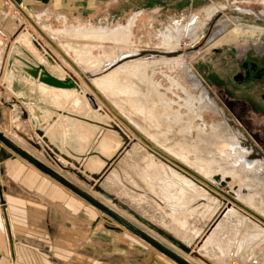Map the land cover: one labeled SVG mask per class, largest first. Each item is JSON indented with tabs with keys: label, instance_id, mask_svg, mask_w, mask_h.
<instances>
[{
	"label": "rangeland",
	"instance_id": "374dc122",
	"mask_svg": "<svg viewBox=\"0 0 264 264\" xmlns=\"http://www.w3.org/2000/svg\"><path fill=\"white\" fill-rule=\"evenodd\" d=\"M195 2L198 4L187 7L185 2L181 3L178 0H157L156 4L161 11L151 15L145 12L147 8H143L130 31L129 41L132 44L124 46L121 41L114 38L109 37L103 41L87 40L85 36L67 34L65 29L71 26H86V28L91 26L95 29L105 26L111 31L118 26H125L126 17L118 23L111 24L106 20L87 21L89 17L86 18V16L70 21L63 19V16L42 20L33 14H25L28 21L14 9L13 16L20 22L18 32L25 30L36 39V42L32 40V44L42 60L41 62L38 59L39 68L44 71L43 81L46 87L54 85L63 94L67 91L80 92V94L76 105H72L70 98L64 96L60 98V106H54L55 115L59 114L56 124L60 125V130L56 127L52 136L44 134L42 141L36 133L31 134L30 129L25 127L21 129L24 134L18 132L16 128L14 134L10 128L2 124L0 132L34 159L107 205L109 209L182 256L189 263L264 264V223L218 194V191L209 188L181 168L157 155L131 131V129L134 130L160 152L194 171L189 163H184L166 149L165 143L171 142L176 149L202 148L200 151L206 160L201 162L207 164L209 158V161H212L221 155H216L213 151V155L209 154L207 145L197 141V128H204L208 133L211 124L224 121L232 131V135L238 140L235 134L237 131L244 138L245 147L251 148L254 156L251 162L264 161V127L261 123L263 121L258 122L260 126L250 127L246 123L243 111L236 110V105L232 106V100H234L232 95L238 92L245 95L246 88L247 90L251 88L249 93L253 92L258 99L264 95L262 79L254 78L250 72L251 63L258 69L264 64V34L241 32L228 36L234 25L264 30V0H195ZM195 2L193 4H196ZM213 5L223 7L214 8L217 12L207 24L201 27L197 19L201 20L202 11ZM196 15L197 17H193ZM191 17L196 18L190 24L192 27L196 28L200 25L199 30L195 29L199 39H196L192 46L187 45L189 41L185 37H181L182 40L179 41V48L182 51L194 47L191 53L186 50L180 52L187 66L168 68L159 62V65L151 63L161 60L162 56H159V53L167 52L160 44L165 28L175 20L186 23L190 19L191 22L193 20ZM167 32L168 29H166ZM130 46L133 47L130 48ZM128 52H146L142 59L145 58L143 61L148 64L138 71L142 70L141 72H145L147 77L152 76V81L158 85L155 90L162 96H157L158 101L153 100L151 96L154 91L153 86H148L145 79L138 78L136 76L138 71H134L135 76L128 73V69L132 67V64L128 63L133 61L125 63L124 71L128 74L124 77L120 76L125 78L121 79V83L126 79H130L129 83L133 82V87L129 91L119 87V89L116 88L119 94H111L104 87L100 88L98 85H96L97 89L92 87L121 117L124 124L107 110L81 76L86 77L85 72L91 76L93 71V73H103L99 77L106 78V74L117 67H114L115 60ZM31 57L30 55L31 65L38 66L35 64V59L31 61ZM102 57L104 59L101 61ZM243 63H247V77L244 75ZM74 68L83 75L80 73V76ZM238 74L242 76L241 83H246L247 87H241L240 83L234 80ZM94 77L96 78L91 76V79ZM190 77H194L214 100V107L220 114L206 110L202 112L201 119H194L191 123H187L184 120L185 117H181L188 114L189 110L183 105L187 99L179 89L175 88L171 82L169 83L168 78L176 80L179 85L187 88L189 93L194 94L193 81ZM95 78L94 80L97 79ZM66 80L67 85L71 87L57 86L58 83H64ZM85 80L89 85L94 86L91 84L94 82H89L87 78ZM258 85L260 90L256 87ZM87 96H90L94 106L90 104ZM164 98L176 103L170 106L169 112L165 111L167 107L164 105ZM45 99L48 105H52L47 94ZM177 104L183 106L179 108ZM46 113L45 125H49L53 119V115L49 114L53 112L46 110ZM111 119L127 138L110 122ZM29 124L32 126L31 122ZM148 127L153 128L158 138L164 139L163 146L149 138L151 129ZM143 129L146 130L143 131ZM27 140L37 145L39 149L30 145ZM0 148L9 153L12 160H17L16 155L12 156L8 149L2 145ZM149 154H152L154 159H149ZM241 155L245 156L238 148L232 150V164L238 171L242 169V172H246L247 169L236 159H239ZM190 158L188 161H193L191 155ZM221 159H225L226 162H220L219 166H228L229 159L222 156ZM194 173L264 220V186L259 185L257 188L253 186V190L251 181H247L249 176L245 175V181H242L251 188L248 190L245 189L246 186L241 185L237 192L235 184L227 186L226 189L220 187V184L214 181L213 174L205 177L196 170ZM48 182L57 194L52 200L45 192L44 200H38L44 203V207L40 206V213L37 216L31 219L30 212L19 216L20 218L17 215L6 216L4 226L7 228V239L9 243L16 246L13 264H20L16 260L23 261L29 254L34 257L38 255V261L41 264H109L111 261L114 264L117 261H123L124 264H175L140 239L137 240L138 237L135 238L67 189L60 185L61 188L55 186L50 179ZM246 194H249L252 199L241 203L239 197L244 198ZM29 197L37 201L31 192ZM68 203L71 204V208L67 207ZM218 207L219 211L216 210ZM214 208L217 213L213 211ZM230 208L232 215L225 218L226 211ZM262 209L263 211H260ZM237 217L246 220L241 222L237 220ZM211 233H216L215 244L206 248L204 243L208 242V236ZM61 236L68 241L64 243L60 239ZM170 239L181 243L188 250L177 248ZM22 245L28 246L31 250ZM203 248L206 249L203 250Z\"/></svg>",
	"mask_w": 264,
	"mask_h": 264
},
{
	"label": "crops",
	"instance_id": "0c3cea01",
	"mask_svg": "<svg viewBox=\"0 0 264 264\" xmlns=\"http://www.w3.org/2000/svg\"><path fill=\"white\" fill-rule=\"evenodd\" d=\"M178 1L181 3L185 2L187 7L198 4L195 0ZM156 2L157 0H0V125L3 124L5 127L10 128L14 134L15 128L20 133H23L21 129L24 127L29 128L31 134L34 131L36 134L42 135V140H44L45 135L43 132L48 127V125H45L46 110L53 112L49 115L54 114L55 117H58L59 114L55 115L56 108L54 106H60V98L64 96L72 99V102L74 101L69 91L63 94L56 86L51 85L46 87V83L43 81L44 71L39 68L38 63L39 60L42 62L41 57L35 51L34 45L26 40L25 37H27L28 32L26 33L25 30L18 32L20 22L13 16L14 9L16 11L20 10L24 17L26 16L25 14H33L35 17H38V19L42 20L52 19L55 16H63V19L72 21L86 16V18L89 17L87 21L106 20L107 23L112 24L118 23L123 17H126L127 24L125 26H118L112 30H123L128 28L129 31H131L136 17L141 14L143 8H147L145 12L150 15L157 13L159 10L161 11V8ZM193 2L196 4H193ZM216 7L213 5L202 11L201 15L203 18L201 20L197 19V21H200L198 24H201V27L203 24H207L211 17L217 12V10H214ZM222 7L223 6L217 8L221 9ZM209 14L211 15L207 17ZM193 17H197V15ZM192 19L191 22L189 19L186 23L175 20L172 21L171 25L168 27H172L176 23L178 26L185 24L190 25L196 18ZM199 28L200 25L196 26L195 29L199 30ZM72 29L80 31L95 30V28L91 26L87 28L86 26H71L67 30ZM97 29L108 30L105 26L97 27L96 30ZM166 29L167 27L163 33H166ZM29 36L32 37L30 34ZM32 38L36 41L34 37ZM30 55L33 57H31V61L36 60L35 64L38 65L36 66V74L34 75L21 68L16 62V60L20 59V61L30 63ZM14 59L15 62H12ZM262 81L264 83V80ZM238 83H240L239 85L241 87H247L246 83ZM256 87L260 90L259 85ZM249 89L247 90L246 88L245 95H241L240 92L232 95V97H234L232 106L236 105V110L239 109L243 111L248 126H260L258 122L262 120L263 122L261 123L264 127V95H261L258 99L253 92H251V94L249 93ZM46 94L50 97L52 105H48L49 103L46 102ZM29 122L33 124V131ZM55 126L60 130L59 124H55ZM12 156H15V154L12 153ZM15 158L17 160H12L10 156L0 161V262L4 264H13V256L14 254L16 255V251L14 250L16 246L9 243L7 239V228L4 226L6 216L14 217L17 215L19 217L25 214L27 215L28 212H30V218L32 219L35 215L37 216L40 213V206L44 207V203L38 200H44L45 192L50 199L54 198L57 194L55 189L51 187V184L48 182L49 179L55 186H59L58 183L36 170L25 160H22L18 156H15ZM29 192L36 197L37 201L30 199ZM83 204L85 203L83 202ZM67 207L71 208V204L68 203ZM216 210L219 211V207L216 208ZM213 211H215V208ZM217 211L215 212L217 213ZM229 216L231 215H225V218ZM237 220L245 222L246 219L237 217ZM215 236L216 233L208 236L206 248L214 243ZM12 237L11 242H13ZM63 237L64 236H61L60 239H62L64 243L68 241V239H63ZM197 237L199 236L197 235ZM22 247L26 249L29 248L24 245H22ZM205 249L203 248V250ZM38 257V255L34 257L29 254L27 257H24L25 259L23 261H16L20 264H41V262L38 261ZM115 263L124 264L123 261H117ZM109 264H114V262L111 261Z\"/></svg>",
	"mask_w": 264,
	"mask_h": 264
},
{
	"label": "bare ground",
	"instance_id": "6f19581e",
	"mask_svg": "<svg viewBox=\"0 0 264 264\" xmlns=\"http://www.w3.org/2000/svg\"><path fill=\"white\" fill-rule=\"evenodd\" d=\"M264 14V12H263ZM133 23V22H132ZM33 26V25H32ZM128 26V25H127ZM73 27V26H72ZM76 28V27H75ZM168 29V32L167 33H164L162 36H161V46L164 48L165 51L167 52H161L163 54H166L161 58V60L157 61V62H151V63H154L156 65H159V63L162 65V66H168L169 67H177V68H185V66H187L184 62L185 59L181 58L182 57V54L180 55V52H183V51H189L190 53L192 52V50H194V47H191L189 49H184L182 51V49L179 48V41L181 39V37H185L186 39H188L189 41V44H187L188 46H192L194 45V43L196 42V39L198 40L199 39V36L195 33L196 30L194 27H192L191 25H179L176 23L174 24L172 27H167ZM82 30V29H81ZM59 31V30H58ZM67 34H73L75 36H80V37H83L85 36V38L88 40V39H96V40H99V41H103L104 39L108 38H114V39H117L119 41L122 42L123 46L125 44H132V42L129 41L130 39V36H131V32L129 31V29H123V30H90V31H80V30H66L65 31ZM241 32H245V33H250V34H256V35H261V34H264V30L262 29H257V28H254V27H247V26H241V25H234V28L229 32L228 36H232V34L236 35L238 33H241ZM27 33V32H26ZM39 34V33H38ZM43 34V33H42ZM44 35V34H43ZM45 36V35H44ZM46 37V36H45ZM26 40L31 44L33 43V41H35L32 37L29 36V34L27 33V37H25ZM47 38V37H46ZM48 39V38H47ZM83 39V38H82ZM33 40V41H32ZM182 40V39H181ZM84 41V40H83ZM115 41V40H114ZM195 41V42H194ZM36 42V41H35ZM118 42V41H117ZM119 43V42H118ZM35 44V43H34ZM133 47V46H130V48ZM35 49V48H34ZM125 50V49H124ZM131 50V49H130ZM133 50V48H132ZM36 51V50H35ZM63 51V50H62ZM127 51V50H126ZM129 51V50H128ZM60 52V51H59ZM81 52V51H80ZM119 52V51H118ZM117 52V53H118ZM61 53V52H60ZM138 52H128V54H124L122 56H120L119 58H117L115 60V66L116 67L114 70H112L111 72L109 71L108 74H106V78L104 76L102 77H99L100 75H102L103 73H96L93 71L91 76H96L99 77V78H95L96 80L93 79H88L90 80L89 82H94V83H91V84H94V86L92 85H89L91 87H95V89H97V86L98 85L100 88L101 87H104L107 91L111 92V94H119L118 91L116 90V88L119 89V87H122L124 88L126 91H129L130 89H132L131 87L132 86V83H129L130 82V79H126L125 82L121 83V79H125V78H121V77H124L126 74L128 73H132V75H136L134 73V71H138L140 69H143L144 66L148 63H145V58L142 59V57L140 56H137ZM166 57V58H165ZM184 57V56H183ZM70 58V57H69ZM79 58V57H78ZM141 58V59H140ZM104 59V58H103ZM102 61V58L100 59ZM129 61H133V62H130L128 64H132V67H130V69H128V73H125V69H126V62H129ZM12 62H15V59L12 61ZM16 62L18 63L19 66H21V68H23L24 70H26L28 73L34 75L36 74V67L32 66L30 63H27L25 61H20V59L16 60ZM159 62V63H158ZM39 63V62H38ZM146 67V66H145ZM160 67V66H159ZM132 68V69H131ZM94 70V69H92ZM97 70V69H95ZM109 70V69H108ZM150 70V69H149ZM183 70V69H182ZM80 71V70H79ZM142 71V70H141ZM141 71H138L137 72V75L138 78H142V80L144 81H147L146 83H148V86H153L152 89H154L153 93L152 92H149V93H152L151 96L153 97V100L155 99V101H158L157 99H159V97L157 96H162V95H159V93L155 90L158 85L155 84L153 81H152V76L150 77H147V75H145L144 73L145 72H141ZM98 72H100L98 70ZM106 72V71H105ZM104 72V73H105ZM81 73V72H80ZM86 73V72H85ZM82 74V73H81ZM83 75V74H82ZM65 76V75H64ZM121 76V77H120ZM193 76V75H192ZM168 77V76H167ZM66 78V77H65ZM86 78V77H85ZM67 79V78H66ZM169 80V83L171 82L173 86H175V88L179 89L181 94H183L185 96V98L187 99L186 102H184V108L185 109H188V114L184 115V116H181V117H185V121L187 123H191L192 121H194V119H201V114L202 112L206 111V110H212V111H215L217 112L218 114H220L219 110L216 109L214 107V100L211 99V97L205 92V90L201 87V84L194 78V77H190V80L193 81V88L195 90V93L194 94H191L187 91V88L185 89V87L179 85V83L176 81V80H173L171 78H168ZM142 83V82H141ZM145 84V82H143ZM61 85H66L68 87H71L69 85H67V80L64 82V83H60ZM143 84V85H144ZM191 84V83H190ZM134 85V84H133ZM139 85V83H138ZM170 89V88H169ZM192 88H190L191 90ZM104 90V89H103ZM135 90V89H134ZM151 90V89H150ZM189 90V89H188ZM140 91V90H139ZM138 91V92H139ZM70 92V91H69ZM194 92V91H193ZM71 93V97L74 98V101L72 102V105H76L78 100V96L80 94V92H75V93H78L77 95L75 93ZM82 93V92H81ZM122 93V92H121ZM147 93V92H146ZM174 93V92H173ZM154 94H155V97H154ZM82 95V94H81ZM177 96V95H176ZM122 97V96H121ZM120 97V100L122 99ZM180 98V97H178ZM87 99L89 100L90 104L92 106H94V104L92 103V99L90 98V96H87ZM116 100H119V99H116ZM163 100V99H162ZM152 101V100H151ZM183 101V100H182ZM154 102V101H153ZM164 105L167 107L165 108V111L169 112L168 109H170V106L172 104H176L173 100H169L168 98H164ZM152 102H150L151 104ZM144 104V103H143ZM149 104V105H150ZM155 104V103H154ZM148 105V106H149ZM153 105V103H152ZM178 105V104H177ZM181 105V106H183ZM139 106V105H138ZM180 105H178L179 108H181ZM142 107V105H141ZM145 107V105H144ZM153 107V106H152ZM155 107V106H154ZM132 108V107H131ZM137 108V107H136ZM150 109V108H149ZM108 110V109H107ZM140 110V109H139ZM147 110V109H146ZM149 111V110H148ZM152 111V110H150ZM97 113V111H95ZM145 112V111H144ZM162 112H164L162 110ZM147 113V112H146ZM174 114V113H173ZM58 115V114H57ZM54 116V114H53ZM59 116V115H58ZM120 117V116H119ZM168 117V116H167ZM166 117V118H167ZM177 117V116H176ZM57 116L54 117L51 121V123L48 125L47 129L43 132L44 134H48V135H53L52 132L55 131V124H56V120H57ZM121 118V117H120ZM180 118V117H178ZM133 119V118H132ZM150 120V119H149ZM170 120V119H169ZM182 120V119H181ZM110 121V120H109ZM111 123L114 124V126H116V124L113 122V120L111 119L110 121ZM31 125H32V130H33V124L31 122ZM140 125V123H139ZM145 125V124H144ZM190 125V124H189ZM191 126V125H190ZM117 127V126H116ZM189 127V126H188ZM205 127V125H204ZM118 129H120L119 127H117ZM151 129L149 132L150 134L149 135V138H151L152 140H154L157 144L159 143L160 145L163 146V143L162 141H164L163 138H158L156 136V133L155 131L153 130V128L151 127H148V129ZM185 129V128H184ZM189 129V128H188ZM198 129V136H197V141H200V142H203L205 143V146L207 147V151L209 152V154L213 155L212 154V151L216 154V155H221L222 157H225V158H228L229 159V164L228 166L226 167H220L219 164L220 162H223L225 163L226 160L225 159H221V156L218 158V159H213L211 158L212 161H209L208 159V163L207 164H203L201 162V160L204 162L206 159V155L204 156L205 158H203V154H201V151L202 148L200 149H196V150H186V149H182L183 147H180V149H176L175 148V145H174V148L172 146V143L170 142H166L165 143V148L168 149L169 151H171L175 157L181 159L184 161V163H189L192 168L194 169V171H198L201 173V175L203 176H208V175H212L215 177H220L218 178V184H220V187H225V189L227 188V186H233L234 184L237 185L235 186L237 189V192L239 191V188L241 185L242 186H246V184H244L243 182L245 181V175L246 177L249 176V178H247V181H251V185H252V189H253V186H255L257 188V186H264V161H253L251 162L252 158L254 157L252 155V151L250 150L251 148H247L245 147L244 143H243V140L244 138H242V136L237 132L235 131V134L236 136L238 137V140L236 137H234L232 135V131L229 129V127L227 126V123L224 121L223 122H219V123H216V124H211L209 126V132L207 133L204 128H197ZM140 130V129H139ZM142 130V129H141ZM146 129H143V131H145ZM121 131V129H120ZM34 132V131H33ZM122 132V131H121ZM148 132V130H147ZM148 132V133H149ZM4 138H7V136L0 132ZM36 133V132H34ZM123 136H125V134L122 132ZM20 136H22L21 134H18ZM40 138V140L42 141V135L40 136L39 134H37ZM147 135V134H146ZM125 138H127L125 136ZM186 138V137H185ZM189 138V137H188ZM194 139V138H193ZM10 141V140H9ZM11 142V141H10ZM27 142L34 146L35 148L37 147V150L39 149V147L37 145H35L34 143H32L31 141L27 140ZM161 142V143H160ZM199 142V143H200ZM13 143V142H12ZM194 143H197V142H194ZM14 144V143H13ZM44 144V143H43ZM184 144V143H183ZM182 144V145H183ZM0 145H2L0 143ZM15 146H17L16 144H14ZM104 145H107V144H104ZM180 145V144H179ZM186 145V144H184ZM3 146V145H2ZM200 146V145H199ZM4 147V146H3ZM18 147V146H17ZM107 147V146H106ZM189 147V146H188ZM240 147V148H239ZM19 148V147H18ZM155 148V147H154ZM241 150L242 153L245 154V156H242L237 159L238 163H242L244 168L247 169L246 172H242L243 170L241 169L240 171H238V169H236V166L232 164V150ZM8 149V148H6ZM20 150H22L21 148H19ZM10 152H12L10 149H8ZM158 150V149H157ZM192 150V151H191ZM24 153H26L24 150H22ZM153 151V150H152ZM199 152V153H193V152ZM154 152V151H153ZM211 152V153H210ZM13 154H15L14 152H12ZM204 153V152H203ZM27 154V153H26ZM157 154V153H156ZM164 154V153H163ZM205 154V153H204ZM16 156H18L17 154H15ZM29 155V154H27ZM158 155V154H157ZM190 155L191 157H193V161H188V158H190ZM30 156V155H29ZM160 156V155H159ZM215 156V155H214ZM19 158H21L20 156H18ZM32 157V156H30ZM149 159H154V156L152 154H149ZM162 157V156H161ZM236 157V155H235ZM33 158V157H32ZM163 158V157H162ZM170 158V157H169ZM22 160H25L24 158H21ZM34 159V158H33ZM156 159V158H155ZM164 159V158H163ZM171 160H173L172 158H170ZM191 159V158H190ZM36 160V159H35ZM166 160V159H165ZM255 160V159H254ZM26 161V160H25ZM38 161V160H36ZM159 161V160H158ZM167 161V160H166ZM175 161V160H173ZM250 161V162H249ZM28 164H30L28 161H26ZM39 162V161H38ZM160 162V161H159ZM176 162V161H175ZM42 164V162H40ZM171 163V162H170ZM178 163V162H176ZM173 164V163H172ZM179 164V163H178ZM32 165V164H30ZM160 165V164H159ZM175 165V164H174ZM181 165V164H180ZM223 165V164H222ZM33 166V165H32ZM176 166V165H175ZM183 166V165H181ZM36 170H38L35 166H33ZM48 167V166H46ZM178 167V166H177ZM184 167V166H183ZM50 168V167H48ZM168 168V167H167ZM186 168V167H185ZM51 169V168H50ZM188 169V168H186ZM53 170V169H51ZM189 170V169H188ZM249 170V171H248ZM39 171V170H38ZM54 171V170H53ZM191 172L194 173V171L192 170H189ZM40 172V171H39ZM55 172V171H54ZM42 173V172H41ZM56 173V172H55ZM249 173V175H248ZM44 174V173H42ZM57 175H59L58 173H56ZM195 174V173H194ZM46 175V174H44ZM196 175V174H195ZM48 176V175H46ZM60 176V175H59ZM49 178H51L50 176H48ZM62 177V176H61ZM209 177V176H208ZM63 178V177H62ZM52 180H54L53 178H51ZM66 180V178H64ZM203 179V178H202ZM221 180H223L224 182H222ZM244 180V181H242ZM263 180V181H262ZM55 181V180H54ZM68 181V180H66ZM215 181V180H214ZM56 182V181H55ZM69 182V181H68ZM58 183V182H56ZM70 183V182H69ZM246 183V182H245ZM59 184V183H58ZM72 184V183H71ZM60 186H62L61 184H59ZM74 185V184H72ZM211 185V184H209ZM75 186V185H74ZM63 188H65L64 186H62ZM76 187V186H75ZM209 187V186H208ZM212 188L216 189L218 191V194H220L221 196H223L224 198H226L228 200V198H230L229 196L223 194L219 189L215 188L214 186L211 185ZM209 187V188H211ZM78 188V187H77ZM251 187L246 186L245 189H250ZM67 189V188H65ZM80 189V188H78ZM68 190V189H67ZM81 191L85 192L84 190L80 189ZM254 190V189H253ZM70 191V190H68ZM245 191V190H244ZM243 191V194H245V192ZM71 192V191H70ZM72 194H74L73 192H71ZM86 194H88L90 197H92L93 199L96 200V198H94L92 195H90L89 193L85 192ZM232 194V193H231ZM238 194V193H237ZM75 196H77L76 194H74ZM247 195V194H246ZM78 198H80L79 196H77ZM261 198V197H260ZM81 200H83L84 202H86L84 199L80 198ZM107 199V198H106ZM241 203L242 201L245 203L246 201H250L252 198H250V195L248 194L247 196H244V198L242 196L239 197ZM108 200V199H107ZM262 200V199H261ZM98 203H100L102 206L106 207L108 210L112 211L111 209H109L107 207V205L105 204H102V202L96 200ZM87 203V202H86ZM89 204V203H87ZM247 204V203H246ZM90 205V204H89ZM245 205V204H244ZM91 206V205H90ZM93 208H95L94 206H91ZM99 213L105 215L108 219L110 218L109 216H107L104 212L100 211L98 208H95ZM260 211H263L260 210ZM114 212V211H112ZM115 213V212H114ZM118 217L122 218V216H119L117 213H115ZM226 215H232V210L231 208L228 209L226 211ZM124 219V218H122ZM109 220H112L114 221L113 219H109ZM125 221H127L126 219H124ZM115 222V221H114ZM128 223H130L129 221H127ZM116 224H118L117 222H115ZM131 224V223H130ZM120 227L123 228V226H121L120 224H118ZM132 226H135L133 224H131ZM136 227V226H135ZM137 228V227H136ZM139 229V228H138ZM125 231H127L128 233H130L131 235L135 236L137 238L136 235L132 234L131 232H129L128 230H126L124 228ZM141 230V229H140ZM259 230V229H258ZM142 231V230H141ZM144 232V231H143ZM155 232V231H154ZM145 233V232H144ZM147 234V233H146ZM212 234V233H211ZM148 235V234H147ZM150 236V235H148ZM151 237V236H150ZM213 237V236H212ZM152 238V237H151ZM137 239H140V238H137ZM154 239V238H153ZM141 240V239H140ZM156 240V239H154ZM207 240V239H206ZM143 241V240H141ZM157 241V240H156ZM144 242V241H143ZM158 242V241H157ZM146 243V242H144ZM160 243V242H159ZM161 244V243H160ZM206 244V243H204ZM146 245H149L146 243ZM162 245V244H161ZM150 246V245H149ZM164 246V245H163ZM165 247V246H164ZM151 248V246H150ZM167 248V247H166ZM152 249V248H151ZM168 249V248H167ZM170 250V249H169ZM172 251V250H170ZM157 252V251H156ZM174 252V251H172ZM159 253V252H158ZM175 253V252H174ZM177 254V253H176ZM178 255V254H177ZM180 256V255H178ZM182 257V256H180ZM166 258V257H165ZM183 258V257H182ZM184 259V258H183ZM186 260V259H184ZM187 261V260H186ZM188 262V261H187ZM10 263V262H9ZM189 263V262H188ZM0 264H4L2 262H0ZM191 264V263H189Z\"/></svg>",
	"mask_w": 264,
	"mask_h": 264
},
{
	"label": "water",
	"instance_id": "95a60500",
	"mask_svg": "<svg viewBox=\"0 0 264 264\" xmlns=\"http://www.w3.org/2000/svg\"><path fill=\"white\" fill-rule=\"evenodd\" d=\"M20 13L23 15V13L21 11H20ZM25 19H27L29 21V19L26 16H25ZM30 23H31V21H30ZM145 53L146 52H144V53H141V52L140 53H137L138 54L137 56L143 57ZM149 55H152V54H149ZM164 55H166V54L159 53V56H164ZM250 66H251V70L252 71L256 70V65H254V64L251 63ZM242 68H243V70L245 72L244 75L247 77L248 76L247 63H243L242 64ZM74 69L76 70V68H74ZM76 72L81 76V74L77 70H76ZM85 76H86L87 79H91V76L88 75L87 73H85ZM81 78L84 79V81L86 82V84L88 85V87L96 95V97H98V99L105 105V107L116 118H118L121 122L124 123V121L110 108V106L102 99V97L94 90V88H92L91 86H89L88 82L85 80L86 78L84 77V75L81 76ZM48 79H50V77ZM234 80L236 82H241V80H242L241 74H238L237 76H235L234 77ZM51 81H53V80H51ZM52 83L55 84L54 82H52ZM59 85L61 86L60 83H58L57 86H59ZM128 128L131 129L129 126H128ZM131 131L137 136V138L139 140H141L146 146H148V148H150L151 150H153L155 153H157L158 155L162 156L167 161L175 164L176 166H178L179 168H181L185 173L191 175L196 180H199L201 183H203V184L211 187V185H209V183L207 181H205L201 177L195 175L193 172L189 171L188 169H186L185 167H183L180 164L176 163L175 161L171 160L167 155L163 154L162 152H160L159 150H157L156 148H154L151 144H149L146 140H144L141 136H139L134 130L131 129ZM0 143L5 148L10 149L12 152H14L15 154H17L21 158H24L30 164H32L33 166H35L40 172H42V173L50 176L56 182H58L59 184H61L62 186H64L65 188H67L68 190H70L71 192H73L74 194H76L77 196H79L80 198L84 199L91 206H94L95 208H98L100 211L104 212L107 216H109L115 222H117L118 224H120L121 226H123V228H125L126 230H128L132 234L136 235L138 238H140L141 240H143L144 242H146L147 244H149L154 250H156L160 254L166 256L167 258H169L175 264H189L182 257H180L176 253L170 251L169 249H167L166 247H164L163 245H161L159 242H157L156 240H154L153 238H151L150 236H148L146 233H144L140 229L136 228L135 226H132L130 223H128L124 219L118 217L114 212H112V211L108 210L106 207L102 206L100 203H98L95 199H93L92 197H90L88 194H86L85 192L81 191L80 189H78L77 187H75L74 185H72L71 183H69L68 181H66L61 176L57 175L53 170H51L50 168L46 167L45 165L41 164L40 162L36 161L32 157H30L29 155H27L26 153H24L17 146H15L12 142H10L6 138H4L1 133H0ZM9 157H10V154L7 153V152H5L2 148H0V161H3V160H5L6 158H9ZM214 180L215 181H218V178L215 177ZM214 190H216V189H214ZM228 199L232 203H234L235 205L241 207L242 209H244L245 211H247L251 215L255 216L256 218H258L260 221H262L264 223V220L262 218L258 217L254 213H251L249 210H247L246 208H244L242 205H240L238 202L232 200L231 198H228ZM163 235L165 236V234H163ZM170 240L172 241V243L177 248H179L181 250H184V251H187L188 250L184 245H182L181 243L177 242L176 240H173V239H170Z\"/></svg>",
	"mask_w": 264,
	"mask_h": 264
},
{
	"label": "flooded vegetation",
	"instance_id": "af4514ba",
	"mask_svg": "<svg viewBox=\"0 0 264 264\" xmlns=\"http://www.w3.org/2000/svg\"><path fill=\"white\" fill-rule=\"evenodd\" d=\"M250 72L254 78L264 80V64L261 68L258 69V67H257L256 70H254V71L250 70Z\"/></svg>",
	"mask_w": 264,
	"mask_h": 264
}]
</instances>
